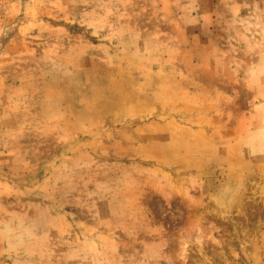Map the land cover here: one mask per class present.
Wrapping results in <instances>:
<instances>
[{
	"label": "rangeland",
	"instance_id": "1",
	"mask_svg": "<svg viewBox=\"0 0 264 264\" xmlns=\"http://www.w3.org/2000/svg\"><path fill=\"white\" fill-rule=\"evenodd\" d=\"M0 264H264V0H0Z\"/></svg>",
	"mask_w": 264,
	"mask_h": 264
}]
</instances>
